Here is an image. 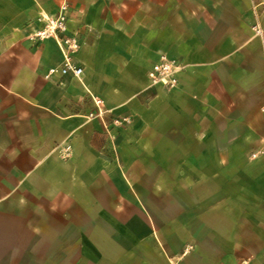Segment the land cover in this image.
<instances>
[{"label":"crops","instance_id":"1","mask_svg":"<svg viewBox=\"0 0 264 264\" xmlns=\"http://www.w3.org/2000/svg\"><path fill=\"white\" fill-rule=\"evenodd\" d=\"M63 1L0 0V181L1 171L17 172L0 201L23 185L60 202L79 171L115 164L106 114L144 92L157 101V118L165 116L167 99L181 126H192L194 139L206 144L187 152L195 156L190 168L203 178L189 179L188 189L175 195L171 244L157 246L163 264H264V35L244 39V0H187L182 11L180 0H68L81 43L73 60L84 68L83 79L61 73V45L40 34L42 13L49 17ZM252 3L264 10V0ZM164 50H179L180 60L168 55L184 65L172 89L149 85L148 71ZM141 51L155 55L147 83L111 101L122 89L116 82L128 88ZM219 139L223 144L212 145ZM16 201L28 202V195L17 194ZM20 215L0 208V264H21L13 252L33 245L36 230L21 226L30 217Z\"/></svg>","mask_w":264,"mask_h":264},{"label":"rangeland","instance_id":"2","mask_svg":"<svg viewBox=\"0 0 264 264\" xmlns=\"http://www.w3.org/2000/svg\"><path fill=\"white\" fill-rule=\"evenodd\" d=\"M180 1L184 2L182 11L187 7V0ZM65 3L68 6L65 17L67 29H56V32L60 36L72 35L78 39L79 32L70 25L68 0L58 7ZM243 5L244 39L254 36L253 41L258 42L264 35V10L254 8L252 0H244ZM58 12L51 14L49 19L47 14L42 13L45 29L52 26L51 20L57 17ZM116 14L123 17L121 12ZM258 29L262 33H258ZM50 37L55 38L53 34ZM168 54L181 58L179 50L176 53L169 51ZM154 60L152 51L138 52L132 62V73L125 81L128 82V88H124L122 80L116 82V86L122 89L115 97H111V101H120L129 92L136 94L147 83L145 73ZM73 61L76 63L75 59ZM99 99L103 108L108 109V103L101 97ZM166 100L163 101L164 117L157 118V101L144 92L136 94L124 107L107 113V117L110 115L112 144L117 150L115 164L91 172L79 171L78 183L66 185L62 201L53 203L36 188L28 186L24 189L23 185L0 201L1 209L20 211L23 214L20 216L30 217L29 221L20 219V225L26 224L36 230L30 250L19 245V249L13 252L14 258H19L21 264H26L25 260L29 264L164 263L157 255V246L159 241L171 244L175 195L178 198L180 191L188 189L189 179L203 178V172L190 168L189 163L194 161L195 156L187 152H198L206 145L194 139L189 130L192 126H181L177 121V110ZM237 127L234 126L231 131L235 132ZM161 131L165 137L160 140L157 134ZM230 141L235 145L237 140ZM221 144L223 141L219 139L212 145ZM237 145L243 144L238 142ZM248 145L255 146L252 143ZM157 149L165 152L176 149L184 154L161 155ZM1 172L9 179L5 177L0 181V193L9 190L17 177V172H10V175L9 172ZM22 173L18 172V175ZM54 174L47 173L48 176ZM39 182L42 187L45 186L42 179ZM20 193L27 194L29 201L18 203L16 196ZM58 247H62V250Z\"/></svg>","mask_w":264,"mask_h":264},{"label":"built area","instance_id":"3","mask_svg":"<svg viewBox=\"0 0 264 264\" xmlns=\"http://www.w3.org/2000/svg\"><path fill=\"white\" fill-rule=\"evenodd\" d=\"M67 4H62L59 8L58 15L55 19L51 20L52 26L44 29L40 34L51 35L53 34L58 43L62 47L64 56V63L60 71L63 74L72 72L74 76L83 79L85 76L84 68L73 61V55L79 48V42L75 36H60L56 29L65 31L67 29L66 24V10ZM49 19V17L47 16ZM258 33H262L261 29L257 30ZM184 68V65L175 58H171L167 53L161 52L158 60L152 65L148 71V79L150 86H158L165 89H172L179 84V73ZM55 71V69H52ZM101 100L98 99V102ZM116 122H120L116 120Z\"/></svg>","mask_w":264,"mask_h":264}]
</instances>
